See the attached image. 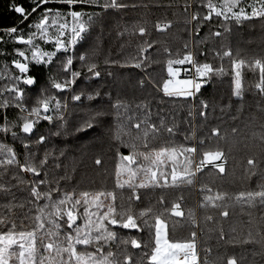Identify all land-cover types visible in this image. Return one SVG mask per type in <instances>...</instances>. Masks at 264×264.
Masks as SVG:
<instances>
[{"label":"snow or ice","instance_id":"1","mask_svg":"<svg viewBox=\"0 0 264 264\" xmlns=\"http://www.w3.org/2000/svg\"><path fill=\"white\" fill-rule=\"evenodd\" d=\"M138 7L149 5L129 0H9L7 8L19 22L0 29V44L5 45L0 48L5 58L0 68V264H238L234 255L209 259L212 248H201L198 236L205 230L212 234L214 229L207 226L218 224L219 239L224 240L223 221L232 216L230 209L240 206L242 215H250L245 208H264V176L249 157L244 169L248 187L214 190L208 183L198 184L206 170L225 177L228 156L223 148L211 146L214 139L227 140L221 127L200 136L196 118L207 122L216 107L232 112L231 99L213 107L203 98L202 90L213 80L228 77L231 97L240 102L230 116L233 137L240 131L235 122L249 88L264 99V48L255 52L233 44L234 34L245 25L258 24L264 32V0L164 5L182 10L185 36L176 51L163 49V62L150 55L149 50L159 49L146 22L125 19L128 9ZM111 14L120 15L117 19ZM106 24L109 34L114 30L121 41L115 57L103 46ZM171 27V21L154 24L159 32ZM10 42L16 45L11 51L6 47ZM133 42L135 55L123 57ZM157 65L159 76L152 71ZM114 69L142 72L137 80L141 90L150 86L163 97L191 101L183 120L186 131L180 132L174 115L170 123L162 110L153 112L150 102L133 103L105 90L106 78L119 79ZM246 72L255 78L247 87ZM42 123L48 127L36 135ZM89 132L96 139L107 138L115 153L111 187L107 182L99 188L79 187L76 174L86 153L77 155L71 145ZM178 135L188 143L177 141ZM259 139L264 143V134ZM65 160L71 161L70 170ZM93 164L99 169L104 161L96 155ZM50 165L55 169L51 176ZM196 186L199 207L216 210L219 219L205 214L201 221L192 209L185 212L182 193L171 201L165 195ZM25 190L27 196L20 197ZM185 225L192 231L186 238L177 237V227ZM252 242L249 231L242 243Z\"/></svg>","mask_w":264,"mask_h":264},{"label":"trees","instance_id":"2","mask_svg":"<svg viewBox=\"0 0 264 264\" xmlns=\"http://www.w3.org/2000/svg\"><path fill=\"white\" fill-rule=\"evenodd\" d=\"M20 2L27 4L28 0H20ZM130 3L147 4L149 7H138L135 9H128L124 13L127 20H143L151 33V39L157 42L159 51L152 53L149 50L150 55L161 62L165 61V55L163 49L168 47L173 51L181 48L183 43V37L185 33L184 29V15L179 8L164 7L169 3H183V0H129ZM9 0H0V29L8 26H13L19 22L15 13L8 10L7 5ZM117 19L120 14H111ZM158 21H171L172 27L164 32H159L154 28V24ZM207 31V28L203 29L201 35ZM110 25H105V31L102 34L103 46L105 52L110 48L113 56L119 50V44L121 41L117 40L116 32L111 30ZM94 35L96 34L94 30ZM251 42V43H249ZM233 44L239 45L248 51L259 52L264 48V32L261 31L260 26L257 24L255 28H249L247 25L233 36ZM5 45L0 44V48H4ZM9 51L13 47H16L13 43H8ZM47 47H51L50 45ZM128 55H135V42L131 47H125L123 50V57ZM122 58V57H121ZM3 57H0V68L3 67ZM103 55L101 56V60ZM7 61L10 64L11 56L7 57ZM225 67H228L225 64ZM35 71V69H34ZM119 79L113 80L112 78H106L105 90H111L113 96L119 92L122 96L126 97L130 102L148 101L151 104L153 112H161V114L169 116V122L171 123V117L174 115L176 122L179 124L180 132L186 131L187 125L183 123V120L187 114V111L191 107V101L173 100L163 97L161 93L156 92L150 86L144 89L137 87V80L143 75L142 72L135 69L116 70ZM153 75L159 76L161 74V68L159 65L154 66ZM255 78L251 73L245 75L246 87L253 83ZM44 83V76L40 74V84ZM39 85H37V88ZM33 91H36L34 88ZM202 95L205 100L213 107L217 105H224L229 102L233 104L232 112L222 113L219 107L213 112L210 109V115L207 122H203L197 116L196 125L199 126L201 131L200 136H204L210 133V128L213 126L221 127L223 134L227 136V140L214 139L211 146H219L223 148L228 156V174L221 178L214 171L207 172L202 175L198 181L200 183H208L215 190L216 188L229 189L232 191H239L242 188L248 187L247 177L245 176L244 169L247 167V159L249 157L254 158L259 165L257 171L260 176H264V143L259 139L261 134H264V99L259 96L251 94V89L245 93L244 96V110L240 115V118L235 122V126L240 129L235 137L232 136L230 128L233 125V121L230 116L236 113V107L240 103L237 98L231 97L230 80L225 77L223 82H217L213 80L212 83L205 86L202 90ZM14 116L13 111H9V117ZM48 126L42 123L36 132L38 135L40 132L46 130ZM99 131V130H97ZM35 138V137H33ZM177 141L188 143L183 141V137L178 135ZM54 143L59 141L54 140ZM190 146V143H189ZM18 152L23 153V149L19 143L15 145ZM71 147L73 151L79 155L81 151L86 154L82 157V163L79 165L77 172V179L81 181L80 188H99L105 182L107 186H112V175L114 172V164L116 163L114 156L115 153L107 138L96 139V133L89 132L87 136H82L79 141H75ZM126 151V150H125ZM96 155H100L104 161L102 168H97L93 164V160ZM63 163L68 165L69 170L72 167L70 160H65ZM50 176L55 174V169L49 166ZM260 177H254L252 185ZM75 183V182H74ZM183 194V207L187 213L188 209H192L197 218L203 221L205 214H213L219 219L216 210L208 209L204 210L199 207L201 201V193L198 191V186L178 189L173 192L165 193L169 201L174 200L178 195ZM20 197H26L27 191L19 192ZM153 201L155 196L152 197ZM232 216L229 220L223 221V230L225 233V239H219V225H208L214 229L212 234H209L207 230L203 235L198 236V242L201 248L209 246L212 248V256L209 259H215L223 256L225 259L234 255L238 261V264H264V208L257 207L252 209L245 208V211L250 215H242L240 206H236L230 209ZM181 219V218H176ZM251 219L249 224L247 221ZM204 227V225H201ZM235 228V233L232 229ZM192 231L191 227L185 225L184 227H177L175 235L179 238H186ZM251 232L254 242L242 243V241Z\"/></svg>","mask_w":264,"mask_h":264}]
</instances>
